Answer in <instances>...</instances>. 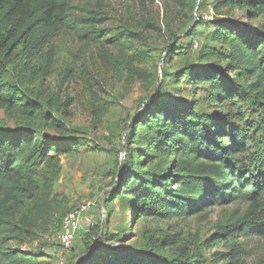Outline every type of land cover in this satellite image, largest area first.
<instances>
[{
  "label": "trees",
  "instance_id": "obj_1",
  "mask_svg": "<svg viewBox=\"0 0 264 264\" xmlns=\"http://www.w3.org/2000/svg\"><path fill=\"white\" fill-rule=\"evenodd\" d=\"M167 1L176 9L175 17L182 12L192 21L186 30L169 29L172 42L167 55L181 49L179 43L185 46L194 34L202 35L207 24L214 28L207 38L221 48L203 45L198 38L200 48L195 49L194 42L192 46L201 51L191 59V67L178 75L162 68L165 79L137 67L149 58L145 50L134 57L113 56L129 83L143 81L147 90L154 85V93L129 125L127 158L123 163L115 160L108 173L115 176L116 185L104 209L115 198L131 196L128 202L138 220L187 221L212 206L247 207L212 223L214 233L203 242L159 230L161 237L150 233L146 247L126 254L112 251L106 258L98 246L106 239L103 224L95 222L71 249L88 254L79 264H247L249 253L242 240H264V177L253 175L248 163L261 128L248 130L245 113L235 109V100L249 95L258 110H264V29H249L234 17L241 12L248 24L264 21V0ZM106 6L107 0H0V111L17 123L13 128L0 127V264H35L33 255L11 244L30 238L37 226H48L59 211L55 184L61 157L79 152L81 145L67 139L70 131L63 120L70 116L71 101L42 89L56 62L55 42L62 31L84 27L91 41L101 39L103 30L98 27ZM195 10L209 11L213 20L195 18ZM120 30L110 42L121 49L140 38L136 29ZM183 75L198 89L207 86L206 91H195L203 95L190 103L175 100L167 90ZM203 104L217 111L206 112ZM98 110L102 119L106 109L98 106ZM133 143L140 145L135 156ZM261 164L264 170V157ZM202 246L213 251L210 259L203 256Z\"/></svg>",
  "mask_w": 264,
  "mask_h": 264
},
{
  "label": "rangeland",
  "instance_id": "obj_2",
  "mask_svg": "<svg viewBox=\"0 0 264 264\" xmlns=\"http://www.w3.org/2000/svg\"><path fill=\"white\" fill-rule=\"evenodd\" d=\"M175 13L176 9L167 0H107L103 14L104 22L98 27L103 30L101 39L91 41L85 36L87 30L84 27L65 28L56 39V62L42 91H50L62 101H71L70 116L64 120L62 114L57 117L65 121L69 128L70 136H67V139L79 143L81 149L77 153L70 152L61 157V173L55 184L56 205L59 210L55 219L48 226H37L30 238L11 244L12 248L20 249L21 253L33 255V263L79 264L83 259H88V254L84 252L65 251L57 245L62 219L83 200L95 204L92 215L96 223L102 221L103 224L102 235L106 239L98 245L102 248V258H106L112 251L123 254L138 251L147 246L150 233L159 238L160 231L182 233L184 238L196 237L203 242L214 233L212 223L225 219L229 212L236 208L239 211L246 209L245 204H240L239 207L212 206L203 214L187 221L138 220L132 204L128 202L132 197L126 195L107 202L108 209H104V201L114 192L116 185L115 176L108 173L115 160L123 163L127 158L126 139L129 125L136 121L144 100L154 93V85H150V90H147L143 81L129 83L124 68L117 69L113 56L127 54L128 57H134L137 52L145 50L149 58L145 57L142 63L136 64L137 67L165 79L162 76V68L178 75L191 67V59H197L201 50L196 51L193 48L194 40L199 38L203 45L208 42L211 47L221 48L220 44L207 38L214 30L207 24L202 35L194 34L191 39L185 41V46L181 42L178 44L181 49L178 48L172 55H167V46L172 42L169 29L182 27L181 29L186 30L192 22L184 13L181 12L179 17H175ZM194 14L195 18L203 15L205 21H212L214 17L204 10H195ZM234 17L249 29H264V21L254 20L248 24L241 12H236ZM181 21L183 25L180 24ZM125 28L136 29L140 38L134 39V44L126 49H121V46L110 42V39L116 32L121 31L120 29ZM165 55L167 59L164 58ZM200 89L206 91L207 86ZM200 89L185 75L167 85L169 94L182 103H190L201 97L202 92L195 93L203 91ZM163 98L169 101L165 94ZM235 101V109H241L246 115V128L251 130L257 125L261 128L251 146L248 163L253 175L262 178L264 110H258L256 100L249 95H243L240 100ZM230 104L227 106L232 107ZM98 106L107 112L102 119L97 117ZM203 110L209 113L217 111L208 104H203ZM50 113L58 112L51 110ZM16 124L0 111V127L6 125L13 128ZM234 125L243 129L238 121H235ZM139 148L140 145L133 143L132 155L135 156ZM131 188L134 190L136 184L133 183ZM78 241L79 238L76 243ZM242 241L249 253L246 263L264 264V240L251 237ZM201 249L203 256L210 259L213 251L203 246ZM169 255L164 254L167 257Z\"/></svg>",
  "mask_w": 264,
  "mask_h": 264
},
{
  "label": "built area",
  "instance_id": "obj_3",
  "mask_svg": "<svg viewBox=\"0 0 264 264\" xmlns=\"http://www.w3.org/2000/svg\"><path fill=\"white\" fill-rule=\"evenodd\" d=\"M194 48H200V42L197 39L194 40ZM94 205L89 200H83L64 217L57 239V245L61 246L63 250H71L77 239L94 227L95 220L92 215Z\"/></svg>",
  "mask_w": 264,
  "mask_h": 264
},
{
  "label": "water",
  "instance_id": "obj_4",
  "mask_svg": "<svg viewBox=\"0 0 264 264\" xmlns=\"http://www.w3.org/2000/svg\"><path fill=\"white\" fill-rule=\"evenodd\" d=\"M83 260H85V259H83ZM83 260H82V261H83ZM80 262H81V261H80Z\"/></svg>",
  "mask_w": 264,
  "mask_h": 264
}]
</instances>
